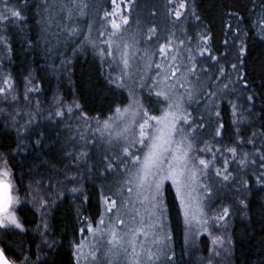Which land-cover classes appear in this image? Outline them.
<instances>
[{"label": "snow or ice", "instance_id": "obj_1", "mask_svg": "<svg viewBox=\"0 0 264 264\" xmlns=\"http://www.w3.org/2000/svg\"><path fill=\"white\" fill-rule=\"evenodd\" d=\"M110 6L97 9L103 16L93 36V23L87 34L72 26L90 7L86 0H0V51L11 50L4 34L11 25L30 50L63 56L49 67L71 82V59L60 48L81 36L73 56L91 49L102 72L105 63H115L119 74L108 72L104 80L114 94L126 90L128 100L110 105V114L89 115L58 90L50 99L43 93L46 121L76 118L78 139L61 144L59 133L53 137L37 119L45 101L36 78L29 72L17 82L0 57V130L14 134L11 143H0V264H44V248L57 245L49 239L48 217L69 192L80 201L81 238L70 243L75 264H193V255L195 264H223L231 258V217L246 215L253 197L264 199V91L252 87L246 71L249 41H264V0L231 10L221 5L227 19L220 47L200 0L153 3L148 20L147 0H110ZM161 9L163 27L154 23ZM30 18L34 28L26 27ZM65 129L71 131V123ZM96 180L102 181L98 219L83 215L89 202L84 182ZM173 208L183 225L179 253ZM25 209L40 216L35 260L22 243L19 257L8 254L10 237L28 231L20 215Z\"/></svg>", "mask_w": 264, "mask_h": 264}, {"label": "trees", "instance_id": "obj_2", "mask_svg": "<svg viewBox=\"0 0 264 264\" xmlns=\"http://www.w3.org/2000/svg\"><path fill=\"white\" fill-rule=\"evenodd\" d=\"M58 2H67V0H58ZM86 2L90 5L85 10L86 14L83 16H75L72 26L78 27L87 34V24L93 23L94 29L92 35L95 36V29L100 27V18L103 16V11L97 12V9L100 5H103L104 10L111 11L110 0H86ZM147 2L149 8H145L143 13L146 20L151 19L148 16L151 5L153 3L163 4L164 0H147ZM12 3L15 4V0H12ZM246 3L247 0H200L201 15L205 22L211 26L216 38L217 47H220L221 41L225 38L223 27L227 19L221 15V5L226 4L228 6L226 10H231L233 6H243ZM93 4L96 7H93ZM154 23L160 27L165 25L163 9H161L160 14L155 18ZM29 26L35 27L34 21L31 18L26 27ZM4 34L9 37V45L11 48L10 51H0V57L4 59V67L12 73L17 82L21 81L29 72L36 78L38 86L42 89L40 99L45 101L42 105L45 112L42 117H38L37 119L42 125V130H46L53 137H56L57 133H59L61 144L70 136H76L78 139L77 133L80 130L76 128V118H64V121L60 124L56 123L57 120L61 119L60 117H53L51 121H46L44 117L47 116L46 110L49 105L43 93H47V97L50 99L52 93L58 90L60 95L64 97L65 102L76 100L82 106L83 111L89 115H94L99 111L110 114L108 113V109L114 102L120 103L121 100L125 104L128 102L126 90H116L114 94L108 90L111 86L106 85L104 80V75L108 72H113V75L119 74L120 68L115 63L112 64V68H109L108 64L105 63L102 72L100 58L94 56L91 49H89L87 54L73 56L71 49L82 39L81 36L68 39L66 44L60 48V51L71 59L72 74L71 82H69V79L63 73L58 72L54 75L49 67L53 62L59 65L61 59L64 58L63 56L57 58L56 54L53 53L50 58H46L42 51L36 52L30 50L25 43L24 36L18 34L15 27L11 25H9L7 33ZM28 35H34V32L28 33ZM221 51H223L222 48ZM109 62H111V58H109ZM247 63L248 67L246 71L248 72L252 87L258 92L264 91V41L258 39L249 41ZM258 110L259 103L257 104ZM77 114L79 115V113ZM66 123H71V131L65 129ZM85 135L88 136L90 134L86 133ZM225 135L227 136L228 133ZM13 138V133L7 130H0V143H11ZM17 159L19 161L21 157ZM23 170L27 171V168L25 167ZM23 183L25 185L28 183L27 176H25ZM101 183L102 181L100 180H96L94 183L92 181L84 182L86 192L89 194V202L84 205L87 211H84L83 215L94 219L99 217L98 213L102 210L99 194V186ZM68 187L70 188L72 185H68ZM20 195L23 197L24 192L21 191ZM174 195L175 192L169 184L167 197L170 203L173 201ZM79 203L80 201L75 200L73 194L69 192L59 201V206L52 210L51 216L48 217L52 232L49 239L56 240L57 245L51 251L47 248L43 250L41 257L44 264H75L73 247H70V243L73 242L74 238L76 240L81 238L80 234L76 231L80 226L77 218V206ZM20 215L26 221L25 227L28 231L24 234L10 237L13 242V250L8 254L10 256L15 254L16 257H19V247L22 243L25 249L31 250L26 254L30 255L32 259H35V255L33 254L37 252V245L40 242L36 234L30 230L38 225L40 216L38 213L34 214L28 209H25ZM169 219L175 227L174 244L176 251L179 253L183 245V225L182 222L177 221L174 208ZM228 234L232 242L231 258L230 260L224 261L223 264H264V199H261L259 196L253 197L246 215L243 213L233 215L230 220ZM204 239L206 240V238ZM188 259L185 256L184 262H187ZM195 259L196 255H193V264H195Z\"/></svg>", "mask_w": 264, "mask_h": 264}, {"label": "rangeland", "instance_id": "obj_3", "mask_svg": "<svg viewBox=\"0 0 264 264\" xmlns=\"http://www.w3.org/2000/svg\"><path fill=\"white\" fill-rule=\"evenodd\" d=\"M72 102V101H71ZM71 102H66V103H71ZM76 115H78V114H76ZM84 134H86V133H84ZM173 190H174V188H172ZM174 192H175V190H174ZM21 196V195H20ZM22 197V196H21ZM99 218V217H98ZM97 218V219H98ZM40 224V221H39V223H38V225ZM36 228H37V225L34 227V228H32L30 231L32 232V233H35L36 234V236H37V238L39 239V242H40V236H39V233L36 231ZM88 239H91V236L89 235L88 236ZM140 239L141 240H143L144 239V237H140ZM46 248H44V250H45ZM73 253H74V248H73ZM33 260H35V259H33Z\"/></svg>", "mask_w": 264, "mask_h": 264}]
</instances>
